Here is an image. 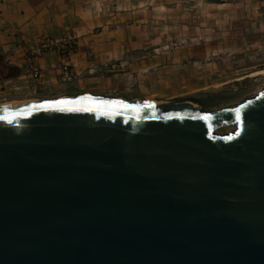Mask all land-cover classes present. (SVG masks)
Listing matches in <instances>:
<instances>
[{
	"label": "water",
	"instance_id": "water-1",
	"mask_svg": "<svg viewBox=\"0 0 264 264\" xmlns=\"http://www.w3.org/2000/svg\"><path fill=\"white\" fill-rule=\"evenodd\" d=\"M0 264H264V88L0 106Z\"/></svg>",
	"mask_w": 264,
	"mask_h": 264
},
{
	"label": "crops",
	"instance_id": "crops-1",
	"mask_svg": "<svg viewBox=\"0 0 264 264\" xmlns=\"http://www.w3.org/2000/svg\"><path fill=\"white\" fill-rule=\"evenodd\" d=\"M97 1L0 0V101L43 94L124 97L87 90L86 86L95 80L112 83L116 90L137 87L144 92L145 99L157 102L204 88L200 79L205 68L211 67L199 70L187 64L194 60L189 61L176 51L162 55L158 48L141 50L133 36L122 34L117 27L123 26L119 24L121 19L101 17L95 7ZM100 25L104 26L99 30ZM68 31L78 37L77 50L67 57L78 73L77 80L70 86L60 79L56 64L64 57L52 51L37 60L45 71L44 84H37L26 66L28 46L46 36L57 37Z\"/></svg>",
	"mask_w": 264,
	"mask_h": 264
},
{
	"label": "rangeland",
	"instance_id": "rangeland-1",
	"mask_svg": "<svg viewBox=\"0 0 264 264\" xmlns=\"http://www.w3.org/2000/svg\"><path fill=\"white\" fill-rule=\"evenodd\" d=\"M95 7L104 19H121L123 26L117 27L122 34L133 36L141 50L158 48L162 55L176 51L194 60L186 62L199 70L211 67L205 68L200 79L204 88L165 103L191 101L201 111L219 110L237 105L264 88V74L258 73L264 70V0H98ZM76 80L66 84L71 86ZM86 89L96 94H121L128 100H135L134 96L149 100L137 87L116 90L114 84L103 80L89 83ZM62 96L78 95L43 94L19 100ZM10 100L15 99L6 97L0 103ZM231 130L233 126L221 125L216 132Z\"/></svg>",
	"mask_w": 264,
	"mask_h": 264
},
{
	"label": "built area",
	"instance_id": "built-area-1",
	"mask_svg": "<svg viewBox=\"0 0 264 264\" xmlns=\"http://www.w3.org/2000/svg\"><path fill=\"white\" fill-rule=\"evenodd\" d=\"M78 48V37L73 32H66L61 36H46L40 41L30 44L26 52V66L30 77L37 84H44L45 71L38 64L37 60L42 55L57 51L62 57L57 62L56 68L59 71V77L63 81H71L77 78L78 73L74 69V66L67 59L71 52H75Z\"/></svg>",
	"mask_w": 264,
	"mask_h": 264
},
{
	"label": "bare ground",
	"instance_id": "bare-ground-1",
	"mask_svg": "<svg viewBox=\"0 0 264 264\" xmlns=\"http://www.w3.org/2000/svg\"><path fill=\"white\" fill-rule=\"evenodd\" d=\"M258 73L264 74V70H260ZM79 96H90V97H98V98H114V97H102V96L84 95V94L83 95H79ZM67 97L68 96H62L60 98H67ZM120 99H123V98H120ZM26 101H38V100H36V99H29V100H26ZM147 101H151V100H147ZM16 102H23V101H16ZM160 103H165V102H160ZM4 104H6V103H4ZM4 104H2V105H4ZM2 105H0V106H2ZM194 105H195V103H194Z\"/></svg>",
	"mask_w": 264,
	"mask_h": 264
},
{
	"label": "flooded vegetation",
	"instance_id": "flooded-vegetation-1",
	"mask_svg": "<svg viewBox=\"0 0 264 264\" xmlns=\"http://www.w3.org/2000/svg\"><path fill=\"white\" fill-rule=\"evenodd\" d=\"M16 101H21V100H10V101H5V102H2V103H0V105H2V104H4V103H11V102H16Z\"/></svg>",
	"mask_w": 264,
	"mask_h": 264
}]
</instances>
